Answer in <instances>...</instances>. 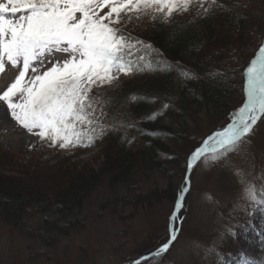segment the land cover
I'll use <instances>...</instances> for the list:
<instances>
[{"label": "trees", "instance_id": "trees-1", "mask_svg": "<svg viewBox=\"0 0 264 264\" xmlns=\"http://www.w3.org/2000/svg\"><path fill=\"white\" fill-rule=\"evenodd\" d=\"M218 4L222 7L212 5L209 0L204 7L212 9L208 13L201 10L190 16L180 14L166 22L157 16L144 25L142 22L134 25L133 38L151 45V49L136 48L131 58L144 56L157 70L122 75L115 85L96 93L106 114L104 123L114 126L91 146L102 151L103 163L99 168L77 170V165H72L77 171L71 173L68 167L64 169L65 165L60 170L59 165H46L60 159L61 152L58 147L44 144L30 152L13 154L0 149L1 216L14 222L35 208L53 218L55 225L49 223L50 230L61 232L60 221L75 228L92 192L101 185L111 189L129 185L137 169L143 168L159 172L165 184L159 186L160 190L145 191L140 196L142 201L152 204L159 192L169 193L174 206L185 181L190 155L202 141L226 127L245 102L244 71L264 41V0H218ZM258 33L261 38L248 62L238 64ZM185 71L192 75L191 79L182 75ZM226 113L221 127L210 129L211 125L202 130L203 120ZM154 114H158L155 119L148 118ZM183 147L190 148L189 152ZM180 151L186 154L184 160ZM181 161L182 174L175 185L173 165ZM167 223L159 244L166 238ZM234 235L223 239L219 246L229 243ZM263 258L254 255L250 264H264ZM212 264L221 263L214 257Z\"/></svg>", "mask_w": 264, "mask_h": 264}, {"label": "rangeland", "instance_id": "rangeland-1", "mask_svg": "<svg viewBox=\"0 0 264 264\" xmlns=\"http://www.w3.org/2000/svg\"><path fill=\"white\" fill-rule=\"evenodd\" d=\"M201 10L200 5L194 3L189 11L174 13L172 17L190 16ZM155 19L146 16L142 20L133 19L127 27L123 24L119 27L133 37L136 23L144 25ZM260 38L261 33L253 36L238 64L243 60L248 62ZM65 58L56 55L57 60ZM17 74V69L7 67L0 75V93ZM117 82L94 88L93 95ZM226 116L227 113L203 120L202 130L211 125L210 129L221 127ZM8 130L26 132L10 119V115L0 117V149L4 152H30L42 144L31 135L25 143L21 134H10ZM58 151L60 159L52 160L51 164L45 162L46 165H59L57 169L65 165L64 169L68 167L72 173L81 167L97 169L103 163L99 147L58 148ZM183 155L184 160L186 154ZM183 164L181 161L173 165L175 185L180 182ZM72 165H77V170H73ZM133 177L129 185L112 189L101 185L92 192L75 228L65 226V221L58 223L63 232L50 230L48 224L55 225L53 218L48 213H38L35 208H30L14 222L0 214V264H129L144 255L159 244L174 206L169 201V193L159 192L152 204H145L140 197L145 191L157 190L165 184L159 172L137 169ZM189 178L190 191L186 193L181 213L182 232L172 250L153 264H212L214 257L221 264H250L252 256L264 257V205L251 201L244 193V188L251 184L257 189V198L264 199L259 191L264 186V119L235 151L223 158L207 156L197 162ZM227 233H235L236 238L232 236L229 243L219 246L223 239L229 238L230 235L224 236Z\"/></svg>", "mask_w": 264, "mask_h": 264}, {"label": "snow or ice", "instance_id": "snow-or-ice-1", "mask_svg": "<svg viewBox=\"0 0 264 264\" xmlns=\"http://www.w3.org/2000/svg\"><path fill=\"white\" fill-rule=\"evenodd\" d=\"M194 3L205 13L212 11L204 8L209 0H0V75L8 66L18 70L14 81L0 93V117L10 115L16 125L45 146L65 150L93 146L114 127L104 123L106 114L93 95L94 88L112 85L122 75L157 70L144 56L131 58L132 50H150L151 45L119 26L127 27L133 19L146 16H160L166 22L174 13L189 11ZM211 4L222 7L218 0ZM57 54L66 58L57 60ZM182 75L192 78L186 71ZM244 76L245 102L226 127L194 150L187 170L202 157L223 158L235 151L264 119V44ZM189 188L186 171L168 219L166 238L130 264H153L169 252L180 232ZM259 191L264 194V186ZM244 193L264 205L255 186L248 184Z\"/></svg>", "mask_w": 264, "mask_h": 264}, {"label": "bare ground", "instance_id": "bare-ground-1", "mask_svg": "<svg viewBox=\"0 0 264 264\" xmlns=\"http://www.w3.org/2000/svg\"><path fill=\"white\" fill-rule=\"evenodd\" d=\"M9 131V133L10 134H15V133H17L16 131H12V130H8ZM17 134H21L22 136V138H23V140L25 141V143L26 142H28V139L30 138L28 135H26V134H24V133H17ZM18 136V135H17ZM31 141V140H30Z\"/></svg>", "mask_w": 264, "mask_h": 264}, {"label": "water", "instance_id": "water-1", "mask_svg": "<svg viewBox=\"0 0 264 264\" xmlns=\"http://www.w3.org/2000/svg\"><path fill=\"white\" fill-rule=\"evenodd\" d=\"M190 172H191V170H188V173H187L188 177H189V175H190ZM129 264H130V263H129Z\"/></svg>", "mask_w": 264, "mask_h": 264}]
</instances>
